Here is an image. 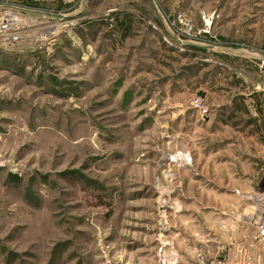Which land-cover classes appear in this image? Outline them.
Instances as JSON below:
<instances>
[{
	"label": "rangeland",
	"instance_id": "rangeland-1",
	"mask_svg": "<svg viewBox=\"0 0 264 264\" xmlns=\"http://www.w3.org/2000/svg\"><path fill=\"white\" fill-rule=\"evenodd\" d=\"M0 5V264H169L215 191L264 212V0Z\"/></svg>",
	"mask_w": 264,
	"mask_h": 264
},
{
	"label": "crops",
	"instance_id": "crops-1",
	"mask_svg": "<svg viewBox=\"0 0 264 264\" xmlns=\"http://www.w3.org/2000/svg\"><path fill=\"white\" fill-rule=\"evenodd\" d=\"M202 184L199 183L200 189L203 188ZM214 188L219 190L215 183ZM204 205H214V208L210 206L205 212L201 209L197 216L199 223L196 224L193 215L184 219L186 229L183 232L182 250L187 254L183 255V259H175L180 236L176 232L168 235L166 252L168 255L172 252L169 264H198L192 260L196 250L194 245L208 257L214 256L212 264H264V239L257 234L261 213L255 209L260 205L230 194L224 196L220 191H215L213 198L204 199ZM222 246L224 251L219 255L218 249Z\"/></svg>",
	"mask_w": 264,
	"mask_h": 264
},
{
	"label": "built area",
	"instance_id": "built-area-1",
	"mask_svg": "<svg viewBox=\"0 0 264 264\" xmlns=\"http://www.w3.org/2000/svg\"><path fill=\"white\" fill-rule=\"evenodd\" d=\"M17 11L18 10H15L14 7L0 5V50L14 53L16 55L21 51V48L19 47L20 36L14 27L19 21ZM257 234L260 239H264V212L259 216ZM219 249L220 251H224L223 246Z\"/></svg>",
	"mask_w": 264,
	"mask_h": 264
},
{
	"label": "trees",
	"instance_id": "trees-1",
	"mask_svg": "<svg viewBox=\"0 0 264 264\" xmlns=\"http://www.w3.org/2000/svg\"><path fill=\"white\" fill-rule=\"evenodd\" d=\"M28 5H30V6H32V7H38V4L35 3V2H29ZM58 8H60V7H58ZM257 110H258V112H259V107H257Z\"/></svg>",
	"mask_w": 264,
	"mask_h": 264
}]
</instances>
